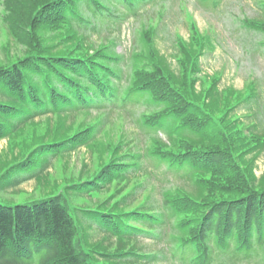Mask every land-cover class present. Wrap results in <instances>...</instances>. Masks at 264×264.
<instances>
[{
  "label": "trees",
  "instance_id": "obj_1",
  "mask_svg": "<svg viewBox=\"0 0 264 264\" xmlns=\"http://www.w3.org/2000/svg\"><path fill=\"white\" fill-rule=\"evenodd\" d=\"M143 2L128 0L126 7L136 10ZM0 4L8 33L24 46L21 57L0 65V139L14 137L33 125L35 118L60 120L87 109L126 110L150 93L164 109L142 115L140 125L152 132L164 127L171 140L165 146L154 138L141 150L122 155L115 147L94 175L67 183L59 193L13 205L0 202V264H151L160 260L127 247L138 230L131 221L143 224V236L159 242L165 239L171 256L180 257L184 264L244 260L264 264V189L253 185L252 174L243 164L253 162L264 142L246 135L237 120H229L230 91L215 94V79L196 92L191 75L197 70L195 60L203 41L196 29L189 43L179 42V77L158 59L151 71L140 68L124 75L118 61L105 67L98 52L90 55L74 41L67 49L66 45L56 48L58 42L44 37V32L79 16L75 0H0ZM96 6L88 4L91 12L102 14ZM60 40L67 44V39ZM58 122L53 131L50 126L45 135L34 139L19 159L8 162L0 177L12 178L14 185L29 179L43 183L51 158L89 146V128L67 134L69 127ZM185 132L189 139H179ZM143 160L149 165L158 160L175 164L177 169L167 168L165 173L183 172L194 189L166 195L162 206L154 210L142 205L123 209L136 199L130 191L122 194L134 172L153 174ZM110 185L111 195L97 206L75 204L72 199L96 197ZM92 223L103 235L99 241H91ZM114 237L116 249L110 252Z\"/></svg>",
  "mask_w": 264,
  "mask_h": 264
},
{
  "label": "rangeland",
  "instance_id": "obj_2",
  "mask_svg": "<svg viewBox=\"0 0 264 264\" xmlns=\"http://www.w3.org/2000/svg\"><path fill=\"white\" fill-rule=\"evenodd\" d=\"M99 1L106 5L105 0ZM148 3L147 6L141 7L136 14L127 16L120 24L114 23L115 17L120 14L119 10H113V7L109 5L113 16L109 19H96V32L85 26L82 27L81 23L73 20L74 27L80 31V35L76 38L84 49L101 48L110 53L126 54L127 57L132 56L133 53L142 52L143 57L150 45L144 39L140 40L138 29L152 25L155 28V35L153 42L151 39V43L174 69L172 58L175 53V36L181 35L187 39L188 21L185 15L190 14L201 34L212 38L214 42V48H209L200 55L202 70L209 74L219 72L221 75L220 87L232 85L235 88H240L250 79L258 82L259 103L258 106L254 105L252 108L256 114V118H254L256 127L253 128V131L264 132V47L259 42L261 38L259 33L241 25L243 17H264V11L255 4V0H221L217 4L210 2L199 4L196 0H153ZM2 15L0 8V65H5L21 57L24 53V46L18 44L8 33L1 18ZM81 16L83 19H90V12L85 5L81 6ZM63 36L55 33L53 41L60 42V38ZM48 40H50L49 37ZM132 47L133 49L130 50ZM67 48L65 47V49ZM136 61L145 65L147 60L144 57H137ZM152 110V105H148L145 101L136 105L131 113L121 110L109 114L92 111L81 112L73 116L63 115L60 120L54 117L50 120L48 116L35 118L33 125L26 126L14 137L0 139V172H2L8 162L17 156L19 159L21 154L33 144V140L45 135L50 130V126H53L51 128L53 131L56 121L65 123V126L69 127V131H66L67 134L74 133L78 128L86 127L90 128L91 133L88 147L77 148L65 153L62 157L50 159L51 165L47 171V181L43 183H37L32 179L20 183L21 185H14L10 182L12 178L0 177V202L13 205L29 202L45 194L58 193L67 183L94 175L100 169V164H103L106 156L114 154L115 147H118L119 154H122L126 151L128 144L134 145L136 150L143 144H150L156 137L140 125V114L149 113ZM245 110L247 109L242 108L240 113L243 115ZM250 120L247 119V121ZM158 136L160 139H157L162 145L169 146L162 131ZM248 158L247 155V160ZM243 164L245 169L252 174L253 185L264 189V153L260 154L255 164L254 159L251 163L244 160ZM12 174L14 175V173ZM138 180L141 179L136 178L130 182L122 194L130 190ZM147 186L142 193L137 194L133 203L123 209H135L137 205L146 201H148L146 205L154 204L161 196L163 189H167V191L177 188L191 189L187 180L178 175L148 177ZM108 189L103 188V191L95 194L96 197L72 199L75 204L97 206L111 195L113 186ZM90 234L92 242L102 238V235L96 231L90 230ZM134 242L135 249L140 253H160L162 250L163 243L154 242L143 236L135 237ZM111 243L108 251L113 252L115 240L112 239ZM253 261H238L237 264H253Z\"/></svg>",
  "mask_w": 264,
  "mask_h": 264
}]
</instances>
